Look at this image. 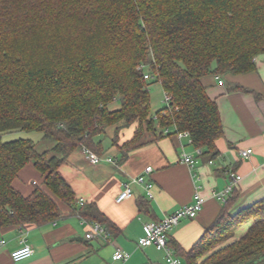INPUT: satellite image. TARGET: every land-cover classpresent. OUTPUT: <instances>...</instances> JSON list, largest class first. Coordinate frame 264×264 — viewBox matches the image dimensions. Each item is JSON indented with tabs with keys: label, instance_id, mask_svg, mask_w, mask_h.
Returning a JSON list of instances; mask_svg holds the SVG:
<instances>
[{
	"label": "trees",
	"instance_id": "1",
	"mask_svg": "<svg viewBox=\"0 0 264 264\" xmlns=\"http://www.w3.org/2000/svg\"><path fill=\"white\" fill-rule=\"evenodd\" d=\"M260 55L264 0H0V231L60 219L57 199L75 205L60 166L79 147L104 154L97 138L112 126L117 145L121 129L138 124L134 139L118 145L122 152L146 131L174 133L168 128L189 131L196 148L217 156L224 126L204 79L251 72ZM147 72L172 95L156 114ZM19 130L55 145L40 152L31 139L3 140ZM31 162L44 185L25 196L13 183ZM239 197L234 192L182 250L185 264H264V198L234 211ZM80 212L118 233L95 203Z\"/></svg>",
	"mask_w": 264,
	"mask_h": 264
},
{
	"label": "crops",
	"instance_id": "2",
	"mask_svg": "<svg viewBox=\"0 0 264 264\" xmlns=\"http://www.w3.org/2000/svg\"><path fill=\"white\" fill-rule=\"evenodd\" d=\"M222 79L223 85L216 75L204 79L209 96L219 106L224 126V135L216 142L217 156L203 154L189 137L166 133L158 138L148 131L122 152L119 146L134 139L138 124L122 128L117 145H113V139L118 126H112L105 136L108 143L106 138L97 140H103L102 155L114 157L116 163L104 160L93 164L83 148L75 149L60 166V172L76 192V204L68 205L57 199L62 210L60 219L41 226L3 228L0 242L6 243L0 244V264H167L165 253L155 246H138L145 222L161 220L192 204L195 194L200 192L206 198L203 210L196 218L182 220L170 234V245L184 259L182 250H190L223 209L224 203L213 192L231 183V171L243 177L229 196L234 192L240 195L234 211L264 198V55L257 57L255 70ZM35 144L40 152L51 150L55 145L42 137ZM249 148L253 153L241 156V151ZM184 153L195 159L193 167L183 161ZM149 166L153 170L146 174ZM140 175L153 183V197L148 196L141 184L135 183L134 197L117 203L124 183ZM44 178L31 162L13 184L28 196L36 185H44ZM82 199L95 203L117 225L118 233L107 230L108 239L87 238L92 222L81 216L79 201ZM250 223L238 228L233 239L243 234ZM22 241L32 245L35 254L15 262L11 253ZM119 249L131 255L128 260L114 259Z\"/></svg>",
	"mask_w": 264,
	"mask_h": 264
},
{
	"label": "built area",
	"instance_id": "3",
	"mask_svg": "<svg viewBox=\"0 0 264 264\" xmlns=\"http://www.w3.org/2000/svg\"><path fill=\"white\" fill-rule=\"evenodd\" d=\"M144 67L141 65L140 68ZM155 78L151 73L147 72L145 74V79L150 80ZM219 78V84L223 85L224 80L221 77ZM172 102V95L169 92H165V105H170ZM166 133L174 132L175 134L179 135V137H189V131H178L176 129L170 130L166 129ZM192 140V139H191ZM86 157L92 162L93 164H98L102 161H108L112 163H116V159L112 156H104L95 153L94 151L90 150L89 148H83ZM253 153V149L249 148L246 150L241 151V156L248 157ZM183 161L193 167L196 163L195 159L192 156H189L184 153ZM213 162V161H211ZM152 166L146 168V174L152 172ZM231 183L223 190L214 191L213 195L217 199L221 200L224 204L227 202L229 196L232 194L234 189L236 188L237 184L242 180V176L231 171ZM138 183L141 184L144 189L146 190L149 197H153L152 188L153 183L148 180L145 175H140L132 180L124 183V187L121 192L118 194L116 198L117 203H122L128 199L134 197V189L133 184ZM81 205L85 204V201L82 199L79 201ZM206 203V198L202 196L200 192L195 194V201L192 204L184 205L181 208L177 209L173 213L167 215L161 220L158 221H149L143 224V231L144 234L140 237L138 241V246L145 248L149 246H155L157 249L163 251L165 253V258L167 264H185L182 257H180L175 249L170 245V234L171 232L180 225L182 220L188 218H196L200 212L203 210L204 205ZM95 236H101L105 239H108L109 233L107 229L101 225L100 223L92 222L91 231L87 233V238H93ZM6 243L5 240L0 242L1 245ZM35 254V249L32 245L22 241L21 246L16 248L12 251L11 257L15 262L24 261ZM131 255L128 252H124L122 250H117L114 255L115 260H122L126 261L129 259Z\"/></svg>",
	"mask_w": 264,
	"mask_h": 264
},
{
	"label": "rangeland",
	"instance_id": "4",
	"mask_svg": "<svg viewBox=\"0 0 264 264\" xmlns=\"http://www.w3.org/2000/svg\"><path fill=\"white\" fill-rule=\"evenodd\" d=\"M147 71H150V66L147 68ZM226 75H218V77H225ZM150 84V95H151V111L152 114H156L159 110L164 108L165 106V90L162 85V83L156 79L152 78L149 80ZM120 107V102L117 101L114 104L110 105V109L115 110ZM116 133L117 129L114 135V139H116ZM107 136V134H106ZM42 137V133L32 131V132H27V131H14V132H7L3 134V140L4 141H10V140H16L19 138H26V139H31L35 142ZM106 138V142L108 143V139L105 136H99L98 138ZM97 138V139H98ZM84 148V147H83ZM96 153V152H95Z\"/></svg>",
	"mask_w": 264,
	"mask_h": 264
}]
</instances>
